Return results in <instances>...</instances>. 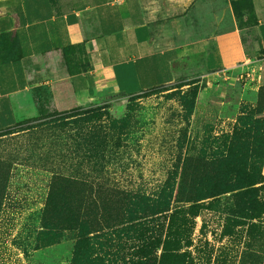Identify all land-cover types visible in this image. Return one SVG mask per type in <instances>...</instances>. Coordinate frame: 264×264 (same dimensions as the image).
Here are the masks:
<instances>
[{"label":"rangeland","instance_id":"obj_1","mask_svg":"<svg viewBox=\"0 0 264 264\" xmlns=\"http://www.w3.org/2000/svg\"><path fill=\"white\" fill-rule=\"evenodd\" d=\"M248 66L0 137V264H264V52ZM241 170L254 193L213 195Z\"/></svg>","mask_w":264,"mask_h":264},{"label":"crops","instance_id":"obj_2","mask_svg":"<svg viewBox=\"0 0 264 264\" xmlns=\"http://www.w3.org/2000/svg\"><path fill=\"white\" fill-rule=\"evenodd\" d=\"M0 38V58L12 40L22 56L0 64L2 133L171 86L189 67L249 70L264 50V0H0Z\"/></svg>","mask_w":264,"mask_h":264},{"label":"trees","instance_id":"obj_3","mask_svg":"<svg viewBox=\"0 0 264 264\" xmlns=\"http://www.w3.org/2000/svg\"><path fill=\"white\" fill-rule=\"evenodd\" d=\"M235 7H236L235 12L238 13L239 9L242 6L237 7V5H236ZM257 39H258L259 44L262 45V41H261L260 37H257ZM7 47L10 49V54L6 58H0V64L6 63V62H14V61L19 60L22 57L21 54L18 53V43L16 40L7 41ZM0 50H2V49L0 48ZM262 52H264V50H262ZM165 88L166 87H158V88L152 89L150 91H146L143 94L138 95L137 98H148V97H151L154 95H158L160 93L165 92L166 91ZM101 108L102 107H100V106H95V107H91V108H87V109L75 108L72 111L66 112V113H59V112H53V113H57V114L63 116L64 119H72V118L88 116V115L93 114L94 112L100 110ZM35 120H38V117L17 123V124H15V128L8 129V130L0 133V137L11 135L12 133H14L13 131L15 129L20 128V127H22L28 123H31ZM234 140L237 142V138H234ZM231 146L228 147V155H230L236 148V147L231 148ZM224 161H225V159L219 160L218 164L220 166H222ZM230 163H234V162L230 161ZM237 164L242 165V160L238 161ZM232 174L233 173L230 172L228 176H231ZM235 174L237 175V178L234 179L233 183H232V181L229 182L227 177H222L220 180H219L220 177H218L217 178L218 188H217V191H215L213 193V195L220 196L222 194L237 191L238 192L237 193L238 198L241 201H243V199L245 198L246 195H251L252 193L255 192V188H252V187H254L257 184L258 180L260 179L259 177L255 178L254 175L248 176L247 173H245L243 170L238 171ZM189 178H190V176H189ZM190 180L193 182L194 181L196 182V180H194L193 178H191ZM199 194L200 193L184 192V190L179 189V191L177 193V198L180 199V202L191 203L194 205L197 201L201 200L200 197H198ZM192 209H194V208H192ZM197 214H198V212L195 211L193 213V216H196ZM175 216H176V213L173 212L172 218H174Z\"/></svg>","mask_w":264,"mask_h":264}]
</instances>
